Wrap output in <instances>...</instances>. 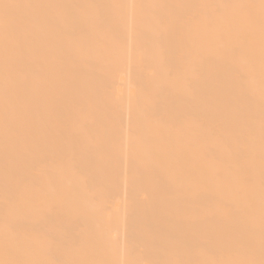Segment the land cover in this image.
<instances>
[{
    "label": "bare ground",
    "instance_id": "obj_1",
    "mask_svg": "<svg viewBox=\"0 0 264 264\" xmlns=\"http://www.w3.org/2000/svg\"><path fill=\"white\" fill-rule=\"evenodd\" d=\"M0 264H264V0H0Z\"/></svg>",
    "mask_w": 264,
    "mask_h": 264
}]
</instances>
